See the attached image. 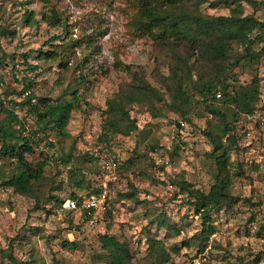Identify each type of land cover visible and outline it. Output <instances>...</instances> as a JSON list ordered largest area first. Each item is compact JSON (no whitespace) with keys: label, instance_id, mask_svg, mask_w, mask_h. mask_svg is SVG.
<instances>
[{"label":"rangeland","instance_id":"1","mask_svg":"<svg viewBox=\"0 0 264 264\" xmlns=\"http://www.w3.org/2000/svg\"><path fill=\"white\" fill-rule=\"evenodd\" d=\"M137 5L138 0H0V26L12 32L0 34V53L6 55L0 62V95L22 88L20 82L27 74L22 53H27L28 62L39 66L28 73L37 96L70 98L67 88L71 86L81 94L70 112L68 135L60 136L52 130H47L48 137L40 133L43 139L37 141L28 159L35 162L53 154L64 160L72 149L69 165L84 167L88 172L84 182L80 186L66 181L57 183L66 176V168L61 163L48 162L46 179L36 185L37 189L47 193L50 188L51 193L64 199L72 192L85 194L99 185L95 171L100 165L91 166L86 151L98 148L100 138L107 142L106 149L117 163L108 179L110 213L106 221L94 225L81 223L78 215L52 202L44 205L45 209H36L32 198L0 185V264H9L5 252L12 240V254L27 264H51L53 258L67 264H109L97 238L104 232L129 242L128 264H239L240 257L251 261L256 255L258 261L251 264H264V226L260 229L264 224V58L251 72L248 67L243 71L234 69L240 83L248 82L254 72L260 80L258 109L236 123L237 149L235 145L230 149V160L236 164L231 168L235 174L232 194L243 199L228 211L215 213V232L205 249L198 252L200 219L186 204L187 193H180L172 180L209 189L215 164L210 158L212 144L203 130L212 115L195 100V106L187 113L190 120H186L176 107L151 99L127 106L136 119V129L129 134L115 133L104 123L106 100L138 77L168 97L163 75L169 74L168 68L174 65L176 56L187 54L177 42L166 43L148 34L132 33L128 23ZM203 9L215 15L255 12L264 17V0H256L254 5L220 3L217 7L206 3ZM28 11L34 17L31 22L23 20ZM43 14L51 15V22ZM53 47L62 56L56 53L49 59L40 57V52ZM63 60H67L65 66ZM194 60L195 57L190 62ZM77 71L84 76L79 83L75 82ZM10 98L15 99L16 95L7 97ZM157 112L161 116L153 115ZM27 122L32 129L38 120L28 116ZM155 144L158 147H149ZM130 157H134V164L129 169H117ZM10 167L6 162L3 171L8 172ZM57 172L60 175L52 184L50 178ZM58 184L60 189H56ZM131 184L137 188L139 200L146 199L147 203L118 198V193L131 190ZM158 216L168 219L178 230L156 225L152 219ZM65 237L76 238L79 248L64 250L60 242Z\"/></svg>","mask_w":264,"mask_h":264},{"label":"trees","instance_id":"2","mask_svg":"<svg viewBox=\"0 0 264 264\" xmlns=\"http://www.w3.org/2000/svg\"><path fill=\"white\" fill-rule=\"evenodd\" d=\"M227 2L230 4L244 2L254 5L256 0H138L135 13L128 23L131 32L139 36L148 34L153 39L166 43H170V40L177 42L178 46L185 48L187 54L176 56L174 65L168 68L169 74L163 75L168 97L157 93L146 80L138 77L133 83L128 82L127 88L121 89L113 97L108 98L106 109L103 111L107 115L104 123L108 124L113 132L125 135L136 129V119L131 117L127 106L140 104L146 100L153 99L166 107H176L179 114L186 120H190L187 113L195 106L194 102L197 100L203 105L204 110L212 115V119L208 121L203 130L212 144L210 158L215 164L214 172L211 175L213 182L209 189L194 188L185 181L172 180L179 186L180 193H187L185 202L193 214L198 215L200 219L201 228L197 236L198 252L205 249L210 235L215 232L213 224L215 213L221 210L228 211L243 199L232 194L235 174L231 168L236 164L230 160V149L233 145L237 149L238 136L234 131L236 123L245 116L253 115L258 109L260 80L257 72H254L248 82L240 83L234 69L243 71L248 67L247 71L251 72L264 58V17L258 16L255 12L240 16L215 15L206 13L203 9V5L206 3L210 7H217L218 4L224 3L225 5ZM50 17L51 15L43 14V18L48 22H51ZM33 19L30 11L23 15L24 21L31 22ZM57 24L59 23L52 22V25ZM9 33L12 32L7 27L0 26L1 35ZM54 47L46 52H40V57L49 59L56 53L59 55V49ZM21 55L27 73L20 82L22 88L4 91L5 94L0 95V173H3L0 177V185L32 198L36 209H45L44 205H50L47 203L61 205L63 201L58 194L51 193L50 188L47 193L37 189L36 185L46 179L45 167L48 162L61 163L66 168V176L59 179L58 182L55 178L60 173L57 172L55 177L50 178L52 184L66 181L69 185L80 186L88 172L84 171V167L81 165L76 167L69 165L72 149L66 152L64 160L60 156L51 154L42 160L31 162L28 155L34 152V145L37 141L43 139L39 137L40 133L48 137L47 130H52L60 136L68 135L66 125L70 112L77 106L81 94L78 93L77 87L71 86L67 88L70 98L52 99L37 96L32 90V79L28 73L38 70L39 66L27 61V53ZM60 56L62 55L60 54ZM5 57L4 53H0V62ZM194 57L195 60L190 62ZM63 61V66H65L67 60ZM83 79V74L77 71L75 82H82ZM167 81L171 83L168 84ZM12 94H15V99L19 100L7 99ZM24 109L26 115L20 114ZM153 115L157 117L161 116V113L157 112ZM28 116L38 120L35 128H28ZM177 125L179 127V123ZM99 141L102 142L96 148L99 153L106 154L115 160V157L109 154L106 149L107 142L101 138ZM50 145L53 144L50 142ZM149 147L153 149L158 147V144ZM86 153L91 166L96 163L100 165L99 157L93 155L91 149ZM133 158L130 157L121 165L119 164L117 169H129L134 164ZM6 162L11 167L5 173L3 167ZM237 167L238 173L241 174L242 169L239 165ZM160 168L164 167L160 166ZM99 172L100 166L95 171L96 175ZM130 187L131 190L128 192L118 193V198H130L135 202L147 203L146 199L139 200L136 196L137 188L134 185L131 184ZM56 189H60L59 184ZM98 190L99 185L89 192ZM85 194L72 192L70 196L81 198ZM110 200L111 195L109 202ZM109 213V210L105 213L103 221H106ZM81 220V223L86 222ZM252 220H254L253 217ZM152 222H155L159 227L178 230L176 226H171L165 217H154ZM263 226L264 224L260 226V229ZM97 238L100 248L105 251V258L109 264L129 263L131 253L127 240H120L115 234L109 232L98 234ZM13 241L9 245L10 249L5 252L8 263L27 264L12 254ZM60 246L66 251H74L80 245L76 238L65 237L61 240ZM258 256H254L251 261L240 257L239 264H251L252 261H258L255 259ZM51 264L67 263H59L53 258Z\"/></svg>","mask_w":264,"mask_h":264},{"label":"built area","instance_id":"3","mask_svg":"<svg viewBox=\"0 0 264 264\" xmlns=\"http://www.w3.org/2000/svg\"><path fill=\"white\" fill-rule=\"evenodd\" d=\"M91 153L100 159L99 190L89 192L81 198L68 196L63 199L61 209L78 215L87 224L94 225L102 220L109 209L111 193L108 179L117 163L112 157L99 153L97 149L91 150Z\"/></svg>","mask_w":264,"mask_h":264}]
</instances>
